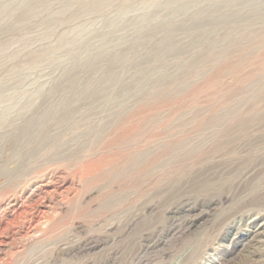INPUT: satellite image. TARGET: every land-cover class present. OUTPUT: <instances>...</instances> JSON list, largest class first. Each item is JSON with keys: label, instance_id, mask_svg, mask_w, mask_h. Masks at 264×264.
<instances>
[{"label": "rangeland", "instance_id": "1", "mask_svg": "<svg viewBox=\"0 0 264 264\" xmlns=\"http://www.w3.org/2000/svg\"><path fill=\"white\" fill-rule=\"evenodd\" d=\"M101 86L124 104V129L111 126L118 104L104 112L84 103L83 89ZM38 94L81 100L57 113L40 108L35 127L23 121L0 133V170L8 167V176L0 174V264H264V240L240 217L253 209L252 198L264 209L259 178L246 181L242 201L213 206L245 165L264 173V139L247 150L231 141L233 159L245 161L231 172L158 167L154 149L165 145L167 159V138L179 130L264 132V0H0V105L19 108ZM97 122L100 133L88 136ZM210 149L221 153L214 143ZM135 150L144 153L131 171ZM48 164L75 180L63 205L45 193L25 201ZM74 167L79 175L68 171ZM27 177L33 181L15 194ZM135 177L164 182L145 183L130 197L123 186ZM184 198L196 208L174 213Z\"/></svg>", "mask_w": 264, "mask_h": 264}, {"label": "bare ground", "instance_id": "2", "mask_svg": "<svg viewBox=\"0 0 264 264\" xmlns=\"http://www.w3.org/2000/svg\"><path fill=\"white\" fill-rule=\"evenodd\" d=\"M60 86L61 85H57L56 84V86L53 87V91L58 90L60 88ZM42 87H43V89L45 91L46 90L45 85L42 86ZM107 89L108 88L102 89V86L98 87V88H94V89H91L89 87L83 89L84 93L86 92L85 93L86 95L89 94V98L85 99L84 103L91 105L92 109L93 108L94 109L97 108V109H99V111L105 109L104 112H107L106 108L108 106L118 104V107H120L121 109H120V111L116 112L115 115L120 116V118L117 121L112 122L111 126H114L115 124H117L118 128L120 126H122V128H120V129H124L125 126H127L128 123L130 122V119L121 117L122 116V113H121L122 111L121 110L123 108H125V106H124V104H119L118 103L119 100H111V98H110L111 97V93L108 94V95H105ZM76 95H72L70 97V102L69 103L71 105H73L72 103H74L76 101V99H80L81 100V98H77L78 96H76ZM1 98H0V100L4 102L5 100L4 99L2 100ZM26 100H27L26 101L27 103L22 104V106L19 107V108L18 107L15 108L17 104L15 106L6 105L4 107H2L0 105V133H2L3 129L14 127V125H16L19 122H23V121H26V123H27L29 128H33L37 124V119L39 117H36V114H38L40 108H43L44 112H42V113H43V115H45L50 110L56 112V110L58 108H61L60 111L62 109H64V108L67 109V107H68L67 105L69 104L68 102H67L68 103L67 104V103H62V102L56 103L55 101H50L49 97H45L44 94H38V95L30 96L29 99H26ZM14 110H17L16 114H15L17 116H16V118H15V116H13L14 119L13 120L12 119L9 120V118L12 115H14ZM72 110H74L76 113L79 112L78 111L79 109L77 110V107H74V106H72ZM34 114H35V117H34ZM92 114L93 113H91V115ZM110 115H113V113H109L108 112L107 114H105L103 116V120L106 121V118H108ZM46 117H47V115L45 116V119H47ZM45 119L43 117V119H40V120H44L45 121ZM134 120H137L138 123H136L135 127H133V128L135 129V131H139L141 129V125L139 124L140 121H141L140 115L139 114H135L134 115ZM176 121L179 122V119H177ZM203 121H205L206 124H208L207 122H209V119L208 120L207 119H203ZM110 122H111V120L108 121V122H104V123L109 125ZM205 122H204V124H205ZM214 123H216V121ZM41 124H39V125H41ZM47 124H49V119H47L45 121L44 126H47ZM103 124H102V122H97L93 126V128L88 132L87 135L88 136L89 135L93 136L95 138L96 133H98V134L100 133L99 130H100V128H101V126ZM151 124H152V122H151ZM46 132H47V130H46ZM174 132L175 133L173 135H171V137H169L167 135L168 136L167 139H170L169 142L171 141L170 143L168 142L169 144L166 143V145L168 144V148H169V150L167 149V151L169 152L167 159L165 158V155H164V152H163V149H162V147L164 148L165 145L163 146L160 143L158 145H154V146H156L154 149L157 150L156 151V155H157V159L159 160L158 161V167L160 166V161L162 162V164H164L163 167H165L166 166V162H168V164H170L169 166L171 168H174V170H175V168H177L178 165L180 167L181 165H184L186 163V167H184L185 170H188V171H191V172L195 169V165H197V164H201L202 167L205 170H210L211 169V170L215 171V170H220V169H223V168H225L226 171H229V172H231L233 170H236V169L240 170V168H242L241 166L244 164L245 161L233 159L239 153L236 152V147L237 146H231L230 145L231 141L240 140L238 146H242V147H244L247 150V149H249V144H250L249 142L251 140H255V139H261L262 140V139H264V132H261V133H258V132L257 133H255V132H253V133L252 132H247V133L233 134V132L228 133L227 131H220V129H214L213 127H210V126L209 127L193 128V129H190V130L187 129V130H184V131L179 130L178 132H176V131H174ZM226 132H227V134H225ZM104 133L105 132L100 134V138H99L100 140H102V138L104 136L103 135ZM124 133H125V131L123 132V135H124ZM36 136H37V134H36ZM49 136H50V132H47L44 135V137H47V138ZM244 138H247V139L244 141ZM225 139H227V140H225ZM213 140H217V141L219 140V141L217 143H215L216 141L214 142ZM137 142H139V139L137 140ZM210 143H214L215 146L218 148L217 150L219 152H221V153L212 154L211 155V153H210L211 152ZM31 151L35 152L36 150L35 149H31L30 152ZM140 151L135 150L132 153L133 162H132L131 171H136L139 168V164H140V168H141V158H142L144 152L143 151L140 152ZM229 152H231V153H229ZM0 154H1V150H0ZM162 155H164V158H162ZM166 155H167V153H166ZM0 157H1V155H0ZM263 157H264V155L262 157H261V155L259 156V158H261V159ZM57 160H58V158H57ZM49 161H50V158H49ZM19 164L20 163H18L17 166ZM245 166H246V169L243 172V174L239 175L240 177H237L234 180H228L227 186L225 188V190L226 189H228V190L227 191L223 190V194L221 195L220 202H215L213 204V206H219V207L222 208L224 202H228L230 200H234L235 197L238 198L239 200L245 198L246 196L242 194V192L244 193V191H245L243 188L244 187L246 188V186L248 184H250V183H247L246 181L251 179V178H253V179L259 178L260 183L262 185L264 184L263 183L264 173H260V172L257 173V171L255 172V170L258 169V167H257L258 165L257 164L249 163V164H247ZM63 168H65V167H62V166H59V165H57V166L50 165L49 166V164L46 165L44 168H42L40 170V173L38 174V179H37V180H40V182L36 183L27 192L26 197H25V201H27L29 199H32V198H34L36 196H39V198H41L40 195L45 193V194L50 195V196L53 197V202H54L55 206L60 205V204L63 205L62 200H65L66 198H68L69 194H71V193L73 194V191H74L75 186H76L74 178H72V177L71 178L70 177L67 178V177H64V176H62L60 174V172L63 173V172L67 171L66 168L64 170H63ZM77 170H75V167L74 168H70V170L68 169V171L73 172V175H79L77 173ZM16 171H18V170H15V172ZM125 173H126V171H125ZM0 174L3 177L8 176V167H4V168L1 167ZM82 176L86 177V172H82L80 174V176H78V181L82 180L81 179ZM32 179H33V177H27L25 179V180H27V182L24 181L21 184L18 183L19 184L18 186L15 185L16 186L15 194H16V192L18 190H21V192H22L23 189H26L27 186L30 185V183L33 181ZM163 182H164V179H158L155 182H151L150 180H142V178H140V177H135V178L127 180L124 183L123 189L127 193L128 196H130V195L132 196L131 191L132 192L134 191L133 193H135L137 190L142 188L145 183H153V184H156L158 186H161ZM3 184H4V182H3ZM192 187H194V186L192 185L191 188ZM196 187H199V186L197 185ZM65 189L67 190V194H64V192H63ZM262 189H263V187H262ZM232 190H233V194L230 193V192H232ZM239 192H241V193H239ZM260 192H258V193H260ZM57 196H60L61 199L59 197H57ZM35 199H33V200H35ZM249 200H251V199H249ZM262 203L263 202H260V200L256 201L255 198H252V200L249 201L248 204L252 205L251 207H253V209L252 210H248L246 212L240 213V217L249 218V223L252 225V227L255 228L254 234H255V237L258 238V241L264 240L263 238H261V237L264 236V209L263 208H259V207L263 206ZM15 204L12 203V205H11V209L14 210V211L16 210ZM180 205H181V207L177 208L174 211V213L181 212V211L185 212V213L186 212L191 213V211L196 208V206L191 204L190 201L187 198L182 199ZM3 211H6V210H3ZM4 216H5L4 212L0 211V222L3 220ZM261 218L263 219V221L260 220ZM258 221H260V222H258Z\"/></svg>", "mask_w": 264, "mask_h": 264}]
</instances>
